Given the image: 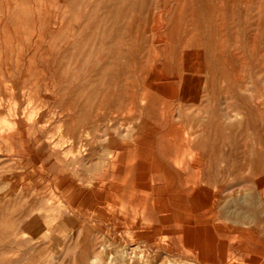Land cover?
I'll use <instances>...</instances> for the list:
<instances>
[{
	"label": "rangeland",
	"instance_id": "obj_1",
	"mask_svg": "<svg viewBox=\"0 0 264 264\" xmlns=\"http://www.w3.org/2000/svg\"><path fill=\"white\" fill-rule=\"evenodd\" d=\"M0 264H264V0H0Z\"/></svg>",
	"mask_w": 264,
	"mask_h": 264
},
{
	"label": "bare ground",
	"instance_id": "obj_2",
	"mask_svg": "<svg viewBox=\"0 0 264 264\" xmlns=\"http://www.w3.org/2000/svg\"><path fill=\"white\" fill-rule=\"evenodd\" d=\"M65 3V2H64ZM183 3V2H182ZM117 10V9H116ZM170 14V13H169ZM55 26V25H54ZM159 33V32H158ZM108 111V110H107ZM34 114V113H33ZM185 120V119H184ZM110 122V121H109ZM185 123V122H184ZM2 128V127H1ZM74 128V127H73ZM97 128V127H96ZM93 132V131H92ZM67 138V137H66ZM162 139V138H161ZM168 141V140H167ZM186 142V141H185ZM68 143V142H67ZM169 144H170V142H168ZM187 143V142H186ZM62 147V146H61ZM181 147V146H180ZM68 148V147H67ZM174 148V147H173ZM176 148V147H175ZM169 149V148H168ZM177 149H179V148H177ZM181 149V148H180ZM179 149V150H180ZM184 149V148H183ZM176 150V149H175ZM170 152H171V150H170ZM174 152V151H173ZM173 152H171V153H173ZM176 152H178V151H176ZM204 156V155H203ZM198 157V156H197ZM186 160V159H185ZM188 161V160H187ZM186 163V162H185ZM187 164V163H186ZM191 164H192V162H191ZM133 169V168H132ZM129 170V169H128ZM130 172V171H129ZM177 173V172H176ZM166 174V173H165ZM164 174V175H165ZM167 175V174H166ZM178 175V174H177ZM165 178H167V177H165ZM180 178V177H179ZM180 180V179H179ZM122 181V180H121ZM176 181V180H175ZM127 182V181H126ZM133 182H135V180L133 181ZM177 182V181H176ZM118 183V182H117ZM166 183H168V182H166ZM179 183V182H178ZM173 184V183H172ZM114 185H115V183H114ZM168 185H169V183H168ZM123 186V185H122ZM170 186V185H169ZM120 187V186H119ZM189 187V186H188ZM123 188H124V186H123ZM131 188H133V187H131ZM135 188V187H134ZM178 188V187H177ZM183 188V187H182ZM190 188V187H189ZM192 188V187H191ZM176 189V188H175ZM193 189V188H192ZM129 190V189H128ZM177 190H179V188L177 189ZM176 190V191H177ZM184 190V189H183ZM119 191V190H118ZM193 191V190H192ZM179 192V191H178ZM186 192V191H185ZM184 192V193H185ZM182 193V192H181ZM189 193V192H188ZM190 193H191V191H190ZM112 194V193H111ZM170 194V193H169ZM108 195V194H107ZM121 195V194H120ZM125 195V194H124ZM124 195H121V196H124ZM115 196V195H114ZM127 196V195H126ZM165 196V195H164ZM163 196V197H164ZM169 197H172V195L170 196V195H168ZM174 196H175V194H174ZM140 197V196H139ZM137 198H138V196H137ZM142 198H144V197H142ZM145 198H146V196H145ZM168 198V197H167ZM173 198V197H172ZM176 198H177V195H176ZM117 200V199H116ZM147 200H149V199H147ZM127 201V200H126ZM133 202V201H132ZM138 202H139V200H138ZM143 203H144V200L142 201ZM142 203V204H143ZM148 203V202H147ZM165 203V202H164ZM169 203V202H168ZM136 204V203H135ZM132 205V204H131ZM137 205V204H136ZM146 205V204H145ZM154 205V204H153ZM178 206H180L179 205V203L177 204ZM176 205V206H177ZM189 205V204H188ZM187 205V207H188V209H189V206ZM251 205V204H250ZM144 206V205H143ZM177 206V207H178ZM182 206H184V205H182ZM150 207H151V204H150ZM150 207H147L146 209H150ZM212 207V206H211ZM155 208H158V207H155ZM168 208V207H167ZM181 208V207H180ZM160 209V208H159ZM179 209V208H178ZM153 210V209H152ZM180 210V209H179ZM182 210V209H181ZM183 211V210H182ZM184 211H185V208H184ZM195 211V210H194ZM167 212V211H166ZM168 212H170L171 214L173 213V211H171V209L170 210H168ZM186 212V211H185ZM196 212V211H195ZM153 213V212H152ZM157 213H159V210L157 211ZM160 213H163V212H161L160 211ZM209 213V212H208ZM166 214V213H165ZM164 216V215H163ZM196 218H198V217H195V219ZM215 218V217H214ZM207 219V218H206ZM196 222V221H195ZM208 222V221H207ZM206 222V223H207ZM212 222V221H211ZM206 223H204L205 225H206ZM209 223H210V221H209ZM198 224V223H197ZM208 224V223H207ZM211 224V223H210ZM257 224V223H256ZM160 225V224H159ZM158 225V226H159ZM181 225V224H180ZM182 226V225H181ZM203 226V225H202ZM213 226V225H212ZM224 227V226H223ZM226 227V226H225ZM158 228H160V227H158ZM239 228V227H238ZM253 228V227H252ZM109 229V228H108ZM162 229V228H161ZM216 229V228H215ZM229 229H230V227H229ZM256 229V228H255ZM220 230V229H219ZM257 230V229H256ZM227 231V230H226ZM259 231V230H258ZM232 232H234V229H233V231ZM238 232V231H237ZM222 233V232H221ZM227 233V232H226ZM107 234V233H106ZM218 234V233H217ZM242 235V234H241ZM245 235V234H244ZM25 236V235H24ZM175 237V236H174ZM258 238H259V236H258ZM174 239V238H173ZM176 239V238H175ZM191 239V238H190ZM260 239V238H259ZM220 240V239H219ZM253 240V239H252ZM261 240V239H260ZM221 241H222V239H221ZM226 241V240H225ZM255 241V240H254ZM176 242V241H175ZM110 243V242H109ZM140 243V242H139ZM162 243V242H161ZM223 243H225V242H223ZM230 243V242H229ZM217 244V243H216ZM173 245V244H172ZM180 245V244H179ZM236 245V244H235ZM121 246V245H120ZM245 246V245H244ZM174 247V246H173ZM198 247V246H197ZM221 247V246H220ZM237 247V246H236ZM121 248V247H120ZM183 248V247H182ZM255 248V247H254ZM257 248V247H256ZM255 248V249H256ZM178 250H179V247L177 248ZM184 249V248H183ZM189 249H191V246H190V248ZM233 249V248H232ZM235 249V248H234ZM261 249H263V248H261ZM184 250H186V249H184ZM251 250V249H250ZM258 250V249H257ZM236 251H237V249H236ZM255 251V250H254ZM121 252V251H120ZM126 252V251H125ZM191 252V251H190ZM190 252H188L189 254H191ZM250 252V251H249ZM249 252H248V254H249ZM120 254V253H119ZM126 254V253H125ZM233 254V253H232ZM236 254H238L237 252H236ZM253 254V253H252ZM195 255V254H194ZM241 256V255H240ZM241 258H242V256H241ZM228 259V258H227ZM241 260V259H240ZM257 260V259H256Z\"/></svg>",
	"mask_w": 264,
	"mask_h": 264
}]
</instances>
